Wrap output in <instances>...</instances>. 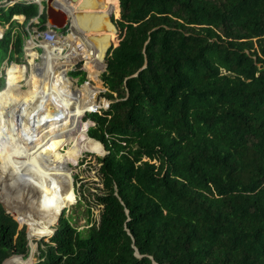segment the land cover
I'll use <instances>...</instances> for the list:
<instances>
[{
  "label": "trees",
  "instance_id": "16d2710c",
  "mask_svg": "<svg viewBox=\"0 0 264 264\" xmlns=\"http://www.w3.org/2000/svg\"><path fill=\"white\" fill-rule=\"evenodd\" d=\"M119 2L121 41L100 75L110 104L88 112L108 152L96 157L99 219L79 231L62 214L33 264H264V0ZM36 14L0 7V71ZM18 228L0 204V264L27 257Z\"/></svg>",
  "mask_w": 264,
  "mask_h": 264
},
{
  "label": "bare ground",
  "instance_id": "6f19581e",
  "mask_svg": "<svg viewBox=\"0 0 264 264\" xmlns=\"http://www.w3.org/2000/svg\"><path fill=\"white\" fill-rule=\"evenodd\" d=\"M53 1V5L68 12L66 2ZM112 1L89 0L91 6L88 11L101 15L100 19L94 18L95 22H99L96 26L92 22L78 24L73 21V30L77 32L63 37L58 46L60 51L68 46L72 48L68 56H60L67 58V61H59L54 50H49L44 58L46 67L43 71L35 67L31 70L26 91L16 84H10L0 95V142L14 149L15 156L20 160L19 164L2 160L0 169L4 177L0 178V190L3 191L4 179L8 175L6 179L9 183H23L20 190L22 202L15 199L16 194L11 199L7 193L8 196L1 194L0 200L21 216L23 223L29 225L30 235L32 225L35 234L52 232V228L48 231L47 226L57 219L64 207L74 202L69 165L75 166L84 152L98 155L104 152L103 146L87 135L90 122L87 125L82 120L85 113L99 109L94 108L98 88L91 84L98 82L99 73L89 71L90 82L83 86L80 95H76L73 79L67 72L81 60L98 62L104 69V55L115 35L114 28L105 17V14L113 12V5L107 6ZM80 35H85L84 41ZM94 36L101 39L96 40ZM108 36L109 41L106 42ZM27 52L30 55L31 51ZM66 146L69 147L67 151ZM0 149L6 152H3L5 155L13 156L7 150ZM30 258L25 261L12 258L5 264H30Z\"/></svg>",
  "mask_w": 264,
  "mask_h": 264
},
{
  "label": "rangeland",
  "instance_id": "374dc122",
  "mask_svg": "<svg viewBox=\"0 0 264 264\" xmlns=\"http://www.w3.org/2000/svg\"><path fill=\"white\" fill-rule=\"evenodd\" d=\"M110 4L113 5V7L115 9L120 8L119 0H113L112 2L107 3V6L111 7ZM113 16H114L115 20H119L120 19V11H119V14H116L114 12ZM73 29H74V26H73V28L71 27V33L70 34L77 32V30H73ZM3 30H4V28H0V34H1V31H3ZM73 31H75V32H73ZM70 34H68V35L70 36ZM81 35H80V38L82 39V41H84L85 35H83V36H81ZM118 35H119V33L116 34V37L119 41L118 43H120L121 39L119 38ZM67 49L69 52L66 55L68 56L70 53H72V48L68 46ZM46 54H45V56H46ZM66 55H63V56H66ZM27 56L28 57L26 58V60L25 59L20 60L19 63H21V64H15V65H20V66H18V70H20V75L14 74L12 77L13 82L11 81L12 82L11 84H16V86L20 87L22 89V91L27 90L26 81H27V78L29 77V75L31 73V70L35 67V69L38 68V70L39 71L41 70V72H42L43 68L46 67V63H45L46 60L43 57L40 58L39 56L36 55V57L39 59V61H40V59H41V61L39 62L38 60H35V62H34V60H32L34 57L31 58L30 55H27ZM93 60H95V58ZM63 61H67V58L64 59ZM36 62H38V63H36ZM92 63H94V61L81 60V61L77 62L74 65V67H72L67 72L70 79L71 80L73 79L72 80L74 83L73 91H74V93H76V95H80V90H82L83 86H85V84H88L90 82L89 71H94L92 68ZM12 66H13V64L6 69V75H7L8 79L10 78L9 73H10V70L12 69ZM64 67H66V66H64ZM64 67H60V69H62ZM102 70L101 71H94V72H97V73H99V75H101ZM77 71L86 72V80L85 81L80 80L81 76H77V75L72 74L73 72H77ZM86 81H88V83ZM91 84L94 88H96V87L98 88V92H97L96 98H95L97 104L94 108L100 107L97 110V111H99L101 109V107L105 106V101L109 102L108 100H105L101 95L104 92H106V90L103 87V83L100 80V76H99L98 82L97 81L95 83L91 82ZM3 87L4 86L1 87V90L3 89ZM9 87L10 86L8 83L7 87L4 88L2 91H4L5 89H8ZM3 96H4V94H3ZM2 97H1V100H2ZM0 110H1V108H0ZM88 114L89 113H85V115L83 116L82 120H83L84 124H87L89 121L88 120ZM91 126H93V125L89 124L88 128ZM88 128H87V131H88ZM1 143H2V145H0V147L2 149L7 150L9 152V154L13 155V156H7L6 155L7 156L6 159L9 161H12L15 164H19L20 160L15 156L14 149H12L7 143H4V142H1ZM68 149H69V147L66 146V151ZM103 154H104V152L100 155H98V154L95 155V154H92V153L87 151V152H84L82 154V156H80V158H78L77 164L75 166L73 164L69 165V167L71 168L72 185H73V188L75 191V193L73 192L74 202H72L69 207H64V209H66V211H63L64 209H62L63 212L59 213L57 219L55 220V223L52 225V228H54L58 218L62 214H63V217L68 218L70 220V224L79 231L87 229L93 221H95V222L98 221L101 207L95 204V193H97L99 191V188L102 187V184L100 181V177L98 175L99 164L96 160V157L102 156ZM1 155H3V157H4L3 160H4L5 155L4 154H1ZM0 163H1V161H0ZM0 175H1L0 178L4 177L1 169H0ZM8 177H9V175L7 177L5 176V179H4L5 185L3 186L4 187L3 191L0 190V195L1 194L6 195V196L9 195L10 198L13 199L15 194H16L15 199L18 200L19 202H22V200H21L22 193L20 190H21V186L23 185V183L22 182H19V183L18 182H16V183L10 182L9 183V181L6 179ZM1 187H2V185H1ZM19 202H17V203L20 204ZM20 208H23L21 204H20ZM17 217L20 218L21 220H23L21 216L17 215ZM23 226L26 227V229H28V226L24 223L22 226H19L18 229H21ZM47 229H48V231L51 230L50 224H49V226H47ZM27 231H26V234H27ZM51 234H52L51 232L35 234L34 228L32 226L31 236L34 238L31 240V244H32V248H33L34 253H33L32 257L30 258V263H34L37 260L38 245L40 244V242L42 240L48 241ZM37 237H40V238H37ZM35 242L37 243L36 246L34 244Z\"/></svg>",
  "mask_w": 264,
  "mask_h": 264
},
{
  "label": "water",
  "instance_id": "95a60500",
  "mask_svg": "<svg viewBox=\"0 0 264 264\" xmlns=\"http://www.w3.org/2000/svg\"><path fill=\"white\" fill-rule=\"evenodd\" d=\"M64 1L74 4L76 12H74V14H72V16H69L67 14L66 10H62V9L56 7L55 5H53V0H44L43 3H41L40 1H34L32 4H34L36 6V9H37L36 16L40 15L41 12L43 11V14L45 16L46 24L51 26V27H53L54 30L57 33H60L59 31L62 30L64 27H66L68 24L70 25V22H72L73 19H75L78 24L79 23L80 24L81 23L89 24V23L92 22L96 26L99 23L97 21L95 22L94 18H96V19L99 18L100 19L101 15L95 14L93 12H89L88 11L90 6H91V3L89 2V0H64ZM119 5H120V2H119ZM105 15H106L105 17L107 19V22H109L111 27L114 28V33L118 34L119 33V29L117 28L116 23L113 21V13L105 14ZM106 19H105V21H106ZM94 37H95L96 40H100L101 39L98 36H94ZM106 38H105V41L108 42L109 41L108 40L109 36L106 37ZM116 46L113 43L109 42V47L106 49V52H105V55H104V69L102 70L101 73L105 72V70H106V66H107V64H106V55H107L108 50L110 48H114ZM86 82H88V81H86ZM109 104H110V102H107V105H105V106H103L101 108L107 109ZM90 124L94 125L93 122H91V121H90ZM91 140H93V139H91ZM93 141H95V140H93ZM95 142H98V141H95ZM102 146L104 148V154L102 156H104L108 152L105 150L104 145H102ZM0 204H1L2 208L4 209V211L7 214H10L17 221L19 226L23 225L21 220L17 217L18 214L15 211H13L12 209H9V206L7 204H5L4 202H2L1 200H0ZM26 231H27L26 237L28 239V248H29V252H28L27 257H24L23 255H15L14 254V255H11L10 257L6 258L2 262V264H5L7 261L11 260L12 258H18V259H21L22 261H25L28 258L32 257L34 251H31L32 250V248H31V240L34 237H32L30 235V230L29 229H26ZM53 231H54V228H52V232ZM37 238H40V237H37ZM34 244H35V246L37 245L36 242ZM134 255L137 256L136 252L134 253ZM30 264H33V263H30Z\"/></svg>",
  "mask_w": 264,
  "mask_h": 264
},
{
  "label": "built area",
  "instance_id": "2783aa9c",
  "mask_svg": "<svg viewBox=\"0 0 264 264\" xmlns=\"http://www.w3.org/2000/svg\"><path fill=\"white\" fill-rule=\"evenodd\" d=\"M33 2V0H0V7H9L16 3L32 4ZM35 20L37 19H30L25 26V32L27 35L23 43V49L25 50V52L27 53V51H31L35 53V50L39 49L41 51V56L39 57H44L49 50H54V54L59 56V58L63 60L66 59L60 56L66 55L69 52L68 49L64 48L62 51H60L58 49V46L59 43L64 40L63 37L69 36L68 34L71 33V31L66 35H62L61 33H56L47 25H43V29H39L38 26H33L34 24L37 25V21L35 22ZM71 26L72 22H70V25L68 24V30L71 29ZM58 38L60 39L59 41H57ZM34 58H37L36 55L34 56Z\"/></svg>",
  "mask_w": 264,
  "mask_h": 264
},
{
  "label": "crops",
  "instance_id": "0c3cea01",
  "mask_svg": "<svg viewBox=\"0 0 264 264\" xmlns=\"http://www.w3.org/2000/svg\"><path fill=\"white\" fill-rule=\"evenodd\" d=\"M43 1L44 0H40V2L41 3H43ZM62 1H64V0H62ZM54 2V1H53ZM64 2H66V1H64ZM67 4H68V7H67V10H68V12H69V14H68V12H67V14L70 16V15H72V13H74V12H76V9H75V6L72 4V3H68V2H66ZM72 7V8H71ZM63 8H66V7H63ZM70 9V10H69ZM41 14H43V11L41 12ZM40 14V15H41ZM40 15H38V17L40 16ZM38 17L37 16H35L34 18H36L37 20H35V22L37 21V25L36 24H34L33 26L34 27H36V26H38ZM24 18V16H14L13 18H12V20H14L15 22H16V25L13 27V31H12V35H14L16 32H17V30L19 31V25H23L24 24V22H25V18ZM44 18H45V16H44ZM33 19V18H32ZM73 21H75L76 23H77V21L75 20V19H73ZM72 21V28H73V22ZM43 25H47L46 24V21H44V24ZM49 28H52L53 30H54V28L53 27H51V26H49V25H47ZM0 28H4V30L3 31H1V34H0V38L4 35V33H5V31L7 30V28H8V25H6L5 27H1L0 26ZM24 29H26V27H24ZM62 30H64V32L62 33L61 32V30L59 31L62 35H66L67 33H69L70 31H71V29H69L68 30V25L66 26V27H64ZM55 31V30H54ZM56 32V31H55ZM57 33V32H56ZM25 34H26V32H25ZM70 34V33H69ZM26 37H27V35H26ZM26 37H24L23 38V40H22V44H21V50H22V54L17 58V60H10V61H7V60H4V63H3V65L1 66V71H0V77L2 78V81H4V87L3 88H5L6 86H7V84L9 83V86H10V84L13 82V80H12V77H13V75L14 74H16V75H20V70H18V66H20V65H15V64H21V63H19L20 62V60H22V59H25L26 60V58L28 57L27 55H29L28 53H26L25 52V50L23 49V43H24V39L26 38ZM66 37H68V36H66ZM10 47H11V43H10ZM9 47V49H11ZM41 54V51L39 50V49H36L35 50V55H37V56H41L40 55ZM59 57V56H58ZM41 58V57H40ZM43 58H45V56L43 57ZM60 60L59 61H63V59H61V58H59ZM32 60H34V62H35V60H38L39 61V59L38 58H33ZM40 61H41V59H40ZM39 61V62H40ZM7 63V64H6ZM36 63H38V62H36ZM13 64V66H12V69L10 70V73H9V79H8V83H7V75H6V69L9 67V66H11ZM9 65V66H8ZM38 69V68H37ZM38 71V70H37ZM4 73V74H3ZM68 74V73H67ZM100 76V75H99ZM12 81V82H11ZM5 90H7V89H5ZM4 90V91H5ZM4 91H2L1 93H0V95L4 92Z\"/></svg>",
  "mask_w": 264,
  "mask_h": 264
}]
</instances>
